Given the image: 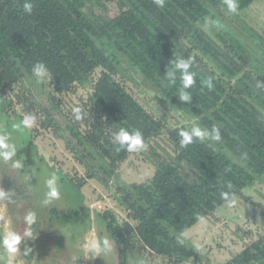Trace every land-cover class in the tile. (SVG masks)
I'll return each instance as SVG.
<instances>
[{
	"label": "trees",
	"instance_id": "trees-1",
	"mask_svg": "<svg viewBox=\"0 0 264 264\" xmlns=\"http://www.w3.org/2000/svg\"><path fill=\"white\" fill-rule=\"evenodd\" d=\"M259 1L163 0V7H158L154 0H31L29 15L23 10L25 0H0L4 109L11 111L16 101L22 110H13L15 115L38 118L39 128L32 129L35 136L42 127L66 140L87 169L84 178L68 175L79 191L88 179L114 185V197L127 219L120 222L110 210L96 211L95 218L114 240L118 264H132L133 238L152 254H175L198 264V246L185 233L227 205L221 193H231L234 200L245 198L249 189L264 182V87H257L258 81L264 82V61L218 17L226 11L243 19ZM229 2L234 5L231 10ZM111 3L117 10L113 16ZM177 59H190L195 81L185 90L190 103L177 96L179 72L175 80L166 76ZM38 62L52 77L47 103L27 83L37 81L31 69ZM130 71L195 123L173 124L148 110L127 87ZM18 85L26 90L17 91ZM79 87L88 97L74 107L81 115L76 120L74 109L66 113L64 107L65 97ZM8 91L14 92V99ZM55 112L67 120L65 126ZM193 126H215L221 140L194 139L181 147L179 131ZM121 128L142 133L140 151L150 147L156 165L152 178L132 183L120 179L122 164L137 152L118 150L113 134ZM157 138L171 152H157L150 144ZM50 213L60 211L52 208ZM30 234L34 237L35 231ZM177 237L184 243H177ZM5 255L0 248V264ZM223 264H264V235Z\"/></svg>",
	"mask_w": 264,
	"mask_h": 264
},
{
	"label": "rangeland",
	"instance_id": "rangeland-1",
	"mask_svg": "<svg viewBox=\"0 0 264 264\" xmlns=\"http://www.w3.org/2000/svg\"><path fill=\"white\" fill-rule=\"evenodd\" d=\"M116 12L115 4L111 3V15H115ZM218 15L232 34L264 61V44L260 39V37L264 38V0L254 3L243 19H236L226 11ZM126 77L128 89L148 110L165 115L173 124L176 122L193 124L194 121L182 109H177L166 101L140 76L130 71ZM49 82L50 79L27 81L31 91L45 103L48 102ZM21 88L23 91L26 90L21 85H18L16 90L20 91ZM7 95L12 99L15 98L14 92L8 91ZM87 95V90L79 87L70 96H66L65 112L68 113L69 108L75 109L80 99H87ZM13 110H22V106L14 101L11 111L5 110L3 98L0 96V136L7 135L9 142L15 145L16 155L13 161L18 165L13 166L12 161L0 160V228L4 233L13 230L20 234L26 230L30 233L35 231L33 237L36 239L35 261L32 262L34 264H54L53 260H59L57 264H65L67 260L70 264H78L80 255L77 252L80 244L82 246L81 242L86 232L89 240H84V244L87 243V252L84 254L83 264H117V246L109 234L105 233L102 222L95 218L96 211L110 210L120 222L127 219L126 212L114 197V185L108 187L100 180L88 179L79 191L71 183L68 175L84 178L87 169L67 148L66 140L56 137L52 131L44 130L42 127L35 136L32 129L39 128L38 118H35L31 127L25 128L21 125L23 118L15 115ZM55 114L65 126L67 120L64 116L58 112ZM16 125L21 127H14ZM150 144L161 154H165L166 151L171 152V148L162 138H157ZM144 149L145 152L137 151L131 154L122 164L121 180L127 183L143 182L153 177L156 165L150 158V147L146 146ZM52 174L57 177L61 196L52 204L45 205L43 204L46 191L44 181ZM52 208L59 209L60 214L52 215L50 213ZM29 212L35 214L37 224H26L24 217ZM90 229L94 232L93 235L90 234ZM260 235H264V182L257 183L255 187L249 189L245 198H237L234 205L227 204L185 233V236L198 246L199 256L202 259L197 261L198 264H223ZM91 238H94V241L99 238V244L102 238L108 239L112 243L111 253L102 256L99 250L95 249L99 252L96 256L97 252L93 249L96 242L93 243ZM31 239L26 237L20 252L12 254L16 264H27V260L31 258L30 247H27L30 252L24 254V248ZM131 243L135 246V250H130L132 264H192L179 255L152 254L135 238L131 239ZM55 249L64 251V255L58 254L57 260L52 259Z\"/></svg>",
	"mask_w": 264,
	"mask_h": 264
},
{
	"label": "clouds",
	"instance_id": "clouds-1",
	"mask_svg": "<svg viewBox=\"0 0 264 264\" xmlns=\"http://www.w3.org/2000/svg\"><path fill=\"white\" fill-rule=\"evenodd\" d=\"M154 3L158 7H163V0H154ZM229 9H233L234 5L229 2ZM23 10L27 14H31L33 11V3L31 0H25L23 4ZM33 75L37 80L52 79L49 73L47 66L38 62L33 65L31 69ZM177 72H179V79L181 81V89L179 90V100L181 102L192 101V98L187 94L185 90L190 89L194 84V74L190 71V59H177L175 67L173 70H168L166 76L169 79L175 80L177 77ZM258 88L264 87V82L258 81ZM74 118L76 120L81 119L80 109L76 108L73 110ZM35 117L32 115H25L21 121V125L25 128L31 127L34 123ZM21 125H16L14 127L19 128ZM180 146L187 147L188 145L194 142V139L199 140H208L213 142H219L221 140V134L217 127L213 126L211 129L201 128L199 126H193L188 130H180ZM114 142L118 145V150H125L127 152L140 151L144 147L143 135L139 130L129 131L128 129L121 128L113 134ZM16 155V147L13 143L9 142V137L7 135L0 136V160L4 162L12 161L13 166L16 165V162L13 161V157ZM246 159V154L243 156ZM46 191L44 193L43 204L50 205L54 201L59 200L61 196L60 188L58 185L57 177L55 174L50 175L44 181ZM221 198L229 205L232 206L235 204V200L231 197V193L223 192L221 193ZM24 220L26 224L31 225L36 222V216L33 212H29ZM26 237H31V234L26 230L23 234L18 233L17 231H9L0 235V248L4 249L6 253L11 256L12 254L20 252L21 245L23 240ZM177 243L183 244L184 240L180 237H177ZM93 249H98L102 256H107L112 251V243L106 239L102 238L99 245L94 244ZM30 249L25 247L24 254H28Z\"/></svg>",
	"mask_w": 264,
	"mask_h": 264
},
{
	"label": "crops",
	"instance_id": "crops-1",
	"mask_svg": "<svg viewBox=\"0 0 264 264\" xmlns=\"http://www.w3.org/2000/svg\"><path fill=\"white\" fill-rule=\"evenodd\" d=\"M34 224V223H33ZM89 231V230H88ZM93 231H91V229H90V234H92L93 235ZM32 239L31 240H29V243L26 245V247H30L31 248V258L30 259H28L27 261V264H34V263H32V262H34L35 261V249H34V246H35V238H33V237H31ZM30 239V238H29ZM84 240H89V238H88V234H87V232H86V234H85V236H84V239L82 240V246H81V244H80V249H79V252H77L80 256V259H78V264H81V262L82 261H84V254L87 252V243L86 244H84ZM91 240L93 241V243L94 242H96V244L97 245H99V238H97L96 239V241H94V238H91ZM96 252H97V255L96 256H98L99 255V252L97 251V250H95ZM118 251V250H117ZM58 254L59 255H64V251L62 250V251H58V250H56L55 249V253L54 254H52L53 255V258L52 259H58ZM33 255H34V257H33ZM118 255V254H117ZM33 257V258H32ZM118 257V256H117ZM56 259V260H57ZM15 261H16V259H15ZM15 261H13V256L11 255V256H9L7 253H6V255H5V257H4V259H3V263L4 264H16L15 263ZM22 261H24V260H22ZM29 261H31V262H29ZM57 261H59V260H57ZM57 261H52L54 264H57L56 262ZM65 264H70V261L69 260H67L66 261V263ZM118 264V263H117Z\"/></svg>",
	"mask_w": 264,
	"mask_h": 264
}]
</instances>
